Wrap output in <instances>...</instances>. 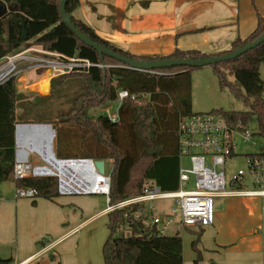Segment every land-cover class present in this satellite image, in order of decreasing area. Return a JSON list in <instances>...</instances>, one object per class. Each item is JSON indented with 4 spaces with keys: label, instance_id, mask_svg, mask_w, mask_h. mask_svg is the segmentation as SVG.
Listing matches in <instances>:
<instances>
[{
    "label": "trees",
    "instance_id": "16d2710c",
    "mask_svg": "<svg viewBox=\"0 0 264 264\" xmlns=\"http://www.w3.org/2000/svg\"><path fill=\"white\" fill-rule=\"evenodd\" d=\"M59 3L60 0H0V5L14 9L0 18V59L21 51L31 42L67 58L77 56L91 64L104 66L91 67L86 74L78 73L85 80L82 93L74 101V108L53 124L55 157L111 161L110 204L140 195L146 182L155 184L162 191L177 190L180 165L177 125L180 118L193 115L191 72L197 68L175 67L153 72L128 69L119 61L99 55L84 45L61 22ZM77 6L78 0H67L65 9L78 30L95 43L135 61L199 60L224 56L264 33V16H257L255 30L245 40L237 38L228 51L205 55L197 51L175 50L166 57H136L103 41L90 27L74 19L72 12ZM45 11L47 14L40 16ZM13 17L24 20L25 35L20 24L13 22ZM261 65H264V42L234 60L212 65L219 86L228 87L242 98L248 111L213 110L210 114L233 123H248L254 117L258 130L264 135ZM227 74L233 77L234 84L227 81ZM67 76L52 79V90L60 86ZM120 91L127 92L129 96L119 106L117 123H111L106 115H89L92 109L105 108L116 102ZM20 99L15 79L0 87V182L14 181L15 105ZM15 184L35 189L37 198L53 201L58 197L57 180L53 177L31 178ZM134 210L135 207H129L106 216L110 233L102 247L104 264H183L179 234L158 236L142 229L141 222H134L130 216L124 218ZM123 226H128L130 232L127 230L122 234L120 229ZM201 234L202 230H199L191 243L196 262L200 259L196 245Z\"/></svg>",
    "mask_w": 264,
    "mask_h": 264
},
{
    "label": "crops",
    "instance_id": "0c3cea01",
    "mask_svg": "<svg viewBox=\"0 0 264 264\" xmlns=\"http://www.w3.org/2000/svg\"><path fill=\"white\" fill-rule=\"evenodd\" d=\"M72 16L103 41L136 57H166L175 50L215 55L228 51L237 38L249 37L257 16H264V0H78ZM32 48L41 47L30 42L21 51ZM34 73V82L17 85L19 94L26 90L47 93L51 75ZM114 103L116 109L119 102ZM28 122L19 121L15 113V127ZM19 135L22 147L46 153L47 163L56 166L49 156L50 133L22 127ZM42 135L45 138L39 140ZM16 187L15 181L0 182V264H64L63 246L92 219L106 217L104 209L85 216L88 210L80 203V213H76L70 207L75 204L65 198L17 199ZM263 201L261 197L226 200L222 212L215 211L214 225L208 227L214 230L200 229L198 261L202 260L201 249L264 256ZM198 231H193L195 239ZM72 253L76 263V248Z\"/></svg>",
    "mask_w": 264,
    "mask_h": 264
},
{
    "label": "built area",
    "instance_id": "2783aa9c",
    "mask_svg": "<svg viewBox=\"0 0 264 264\" xmlns=\"http://www.w3.org/2000/svg\"><path fill=\"white\" fill-rule=\"evenodd\" d=\"M94 65L77 56L64 57L43 48L25 49L0 59V87L12 79L20 80L27 71L51 72V78L80 73L86 74ZM129 95L125 91L118 93V106L111 112L106 110V117L111 123L118 122V109L123 99ZM135 99V96L131 97ZM264 126V125H263ZM19 129L16 132L13 179L19 182L31 178L53 177L57 180L58 196H104L106 207L102 214L107 216L118 210L135 207L124 218L132 217L134 222H141L142 229L166 236V231L176 226L178 229H195L212 227L215 223L214 201L218 198H264V148L252 153L239 154L240 145L258 147L257 139L264 142V135L253 131L248 123L230 122L214 114H193L182 117L177 125V142L179 152L178 188L175 191H162L151 182H146L140 195L116 204L109 203L110 176L100 174L101 186L96 190L86 187L74 189L69 178L72 170L81 177H86L88 165L94 166L91 159H52L57 166L48 164L43 155L29 153L19 144ZM36 154L44 165H34L31 155ZM237 157L245 159V169L226 177V164ZM187 158L189 168L183 167L182 160ZM49 171V174H46ZM98 171V170H97ZM75 172V171H74ZM192 181V187H189ZM37 193L33 188L16 187L15 198L34 200ZM170 202L168 209L157 203ZM155 203V204H154ZM161 205V204H160ZM177 218V219H175ZM128 227V226H127ZM129 231V227H128ZM130 232V231H129ZM51 245H47L44 250Z\"/></svg>",
    "mask_w": 264,
    "mask_h": 264
},
{
    "label": "rangeland",
    "instance_id": "374dc122",
    "mask_svg": "<svg viewBox=\"0 0 264 264\" xmlns=\"http://www.w3.org/2000/svg\"><path fill=\"white\" fill-rule=\"evenodd\" d=\"M46 14L47 12L45 11V13H41L40 16H45ZM44 72H47L48 75H51V72L48 71H42L40 73ZM259 74L260 78L264 81V65L260 66ZM35 77L36 74L33 71L25 72L22 76H20L19 83L17 82L18 79H15L16 87L21 83H25L27 85L34 82ZM52 79L48 80V91L45 94L34 91L32 92L29 90L22 92L20 101H18L15 105L16 117L21 122H28L31 120L30 122L33 123L28 122L18 124L43 125L51 122L49 125L53 126V124L58 123L61 117L68 114L74 108V101L82 93L83 87L85 85L84 77L78 73L70 74L64 78L60 86L55 87L53 90L51 88ZM226 79L231 84L235 83L233 77L228 74ZM241 94H244L242 90ZM262 98L264 100V93ZM106 109L114 112L115 103H110L105 108L92 109L89 111V115H105ZM213 110H222L225 112H247L248 108L243 103L242 98H238L228 87L221 88L219 86L211 66L195 69L191 72V112L192 114H208ZM248 127L253 131L257 129L254 117L248 122ZM44 138V135H42L40 136L39 140H43ZM26 140L28 141L29 138L25 137V141ZM54 140L53 145H55ZM257 142L259 145L258 147L254 148L246 144L240 145L238 153H252L260 150L261 147L264 148L263 140L260 141L257 139ZM31 162L34 165H44V163L36 154L31 155ZM103 163L104 174L109 175L112 168V163L109 160H105ZM182 164L185 168H189L190 166L187 158H183ZM239 169H245V159L243 157H237L233 160H229L225 168L226 177L230 178L231 175ZM135 177H137V173L135 174ZM189 185L190 186L187 187V189L192 187V181ZM58 198H65V200L73 202L75 205H70V207H72L76 213H80L78 210V204L80 203V205L83 206V209L88 210L85 212V216L87 217L106 207L104 196L74 195L65 197L58 196ZM226 200L228 199H215L214 210H219L222 212V209L225 207ZM157 206H163L168 209L170 202L165 201L164 203H157ZM262 207L264 210V201L262 203ZM80 217L81 216H78V219ZM84 218L85 217H83V220ZM107 222V217H98L92 219L86 225L81 227L67 242V245L63 246V252L67 256L65 258L64 264H104L102 258V247L108 239L110 233L107 228ZM260 224L262 228H264V212L262 213ZM127 230L128 227L123 226L120 229V232L125 234V231ZM206 230L211 232L214 229L207 228ZM193 231L194 229H178L176 226H173L166 231V236H173L178 233L181 237L183 241V264H264V256L262 255L253 257V254H234L230 252L225 253L223 250H214L211 252L203 249H201L202 260L196 262V253L195 251L191 250L190 247V242L195 239ZM210 236L211 235H209L208 238ZM75 248L77 253L76 263L72 253ZM53 255H55V253ZM245 256H247V259Z\"/></svg>",
    "mask_w": 264,
    "mask_h": 264
},
{
    "label": "water",
    "instance_id": "95a60500",
    "mask_svg": "<svg viewBox=\"0 0 264 264\" xmlns=\"http://www.w3.org/2000/svg\"><path fill=\"white\" fill-rule=\"evenodd\" d=\"M66 2L67 0H60L59 3V14L61 17V22L65 24L71 32L75 34V36L86 46L94 49L99 55H105L111 59L117 60L120 63L124 64L126 68L136 71H142V72H153L155 70L160 69H171L175 67H188V68H203V67H210L212 65H215L216 63L221 62H227L234 60L241 55L245 54L246 52L254 49L259 44L264 42V33L255 41L241 47L240 49L219 57H207L199 60H189V59H166V60H157V61H148V62H142V61H135L128 59L124 56H121L120 54H117L97 43L92 41L89 37L84 35L80 30L76 28L72 20L70 19L69 15L66 13ZM14 11L13 8H7L6 6L0 5V18L6 15L9 12ZM13 22L19 23L21 28H23L22 34L25 35V29H24V20L13 17ZM22 127H41L45 128L50 133V149L52 151V139L55 136L54 128L49 124H24V125H17L15 127V131H17L19 128ZM52 157L55 158L54 152L52 151ZM95 166L98 170L99 174H104V163L103 161H95Z\"/></svg>",
    "mask_w": 264,
    "mask_h": 264
},
{
    "label": "bare ground",
    "instance_id": "6f19581e",
    "mask_svg": "<svg viewBox=\"0 0 264 264\" xmlns=\"http://www.w3.org/2000/svg\"><path fill=\"white\" fill-rule=\"evenodd\" d=\"M26 128H37V129H40L42 131H45V132L49 133V131L47 129L41 128V127H26ZM50 146L51 145L49 144V148H48L49 152H50L49 156H51V154H52ZM23 149H25L29 153H37V154L43 155L45 157L46 162H47L48 155L46 153H44L42 151H38V150H32V152H31V151H29L28 149H26L24 147H23ZM57 168H59V167L57 166ZM67 171L70 172L69 178L73 182L74 189H79V188H83L84 189L86 187L89 190H96L97 188H100V186H101V184H100V182H101L100 174L98 173L97 168H96L95 165L94 166L88 165V168L86 169V172H87L86 173V177L79 176L76 173L77 170H75V169H74L75 172L72 171V170H69V169Z\"/></svg>",
    "mask_w": 264,
    "mask_h": 264
}]
</instances>
